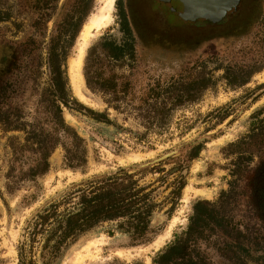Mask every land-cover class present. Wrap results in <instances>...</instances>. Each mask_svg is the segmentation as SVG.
<instances>
[{
	"label": "rangeland",
	"instance_id": "obj_1",
	"mask_svg": "<svg viewBox=\"0 0 264 264\" xmlns=\"http://www.w3.org/2000/svg\"><path fill=\"white\" fill-rule=\"evenodd\" d=\"M64 2L61 0L59 7ZM105 5L106 0H95L87 22L94 15L101 14ZM133 6L130 0H116L110 25L90 41L85 52L82 72L93 105H86L76 97L70 81V60L77 57L80 36L68 61L73 98L78 104L108 120V123L101 122L93 114L64 109L66 123L75 128L86 142L88 163L84 170L65 168L64 151L58 148L50 159L51 170L46 176L21 183L16 191L9 192L6 186L12 160L9 139L22 141L25 135L23 132L0 130V264H19L18 248L27 222L39 210L67 194L72 184L119 168L133 169L146 164H152V173L140 183H153L154 202L158 204L147 235L150 242L141 244L140 240L119 230L117 222H105L81 237L55 264H76L77 251L102 236L107 241L101 253L102 260L85 264H149L148 259L153 264L157 253L187 229L193 205L198 201L218 202L224 192L231 193L230 215L236 222L244 224L246 228H243L259 244L249 256L244 257L245 264H264V0H249L251 13L232 27L230 33L217 30L214 38L211 32L206 39H197L193 34L203 28L186 26L182 56L179 57L171 56V47L165 43V27L160 22H154L153 35L140 18L136 19V25L127 23L126 10L130 14ZM23 10L16 0H0V13L11 18L7 23H0L1 38L21 40L24 33L18 32L16 26L27 29L30 25L29 17ZM141 10L140 6L138 12ZM52 25L53 22H50L49 26ZM156 33L162 38L155 39ZM100 43L119 47L124 43H133L135 46V50L128 51L120 62L110 64L99 55L100 50L89 61V65L94 64L104 74H116L121 87L125 82L129 83L127 100L114 103L119 109L108 106V97L93 93L86 83L85 68L89 52ZM149 55L157 61L158 66L152 72L147 63ZM96 60L99 63L95 64ZM229 67L233 71L241 67L244 72H250L248 82L243 86L230 85L225 76V70ZM153 73L155 75L152 76ZM204 76L210 80L209 87L194 101H184L173 109L162 125L143 126L137 112L132 109L145 104L142 98L154 91L151 88L157 77L165 81L185 77V81H190ZM148 99L145 100L152 104L157 100L156 103L161 106L173 103L166 95ZM33 106L34 102L30 101L28 107L31 111L34 110ZM67 113L77 121L78 126L66 120ZM190 144H203L204 147L199 158L189 164L185 174L186 186L180 199L175 201L172 196L175 177L170 175L165 184H154L163 174L155 173L153 168L160 164L169 174L176 165L169 158L179 156ZM196 165L199 167L194 171ZM201 189H211L214 194L210 199L195 196V192ZM175 220L178 221L173 225ZM169 232L171 237L166 239L165 245L155 250V242ZM25 240L29 252V235ZM43 244L44 239L39 236L32 245L36 264H42ZM117 250L129 255L118 257L115 255ZM216 262L219 264L222 261L217 258Z\"/></svg>",
	"mask_w": 264,
	"mask_h": 264
},
{
	"label": "trees",
	"instance_id": "obj_2",
	"mask_svg": "<svg viewBox=\"0 0 264 264\" xmlns=\"http://www.w3.org/2000/svg\"><path fill=\"white\" fill-rule=\"evenodd\" d=\"M60 1L16 0L24 8L30 25L27 29L16 26L18 32L24 33L21 40H8L0 35V130L25 135L22 141L9 139L12 150L6 176L9 192L16 191L21 183L46 176L51 170L50 159L58 148L64 151L65 168L85 169L88 163L86 142L66 123L64 109L93 114L96 120L108 123L103 119L105 116L78 104L72 96L68 77V61L92 14L95 0H65L59 7ZM10 20L9 15L0 13V23ZM50 22H53L52 26H49ZM98 50L99 55L112 64L122 61L135 46L133 43H124L120 47L100 43L88 55L85 68L88 88L108 97V106L119 109L114 103L127 100L129 83L125 82L121 87L116 74L109 76L94 64L89 65ZM225 72L228 83L236 86L246 84L251 75L241 67L236 71L229 67ZM209 82L204 76L179 83L176 89L154 90L142 98L143 106L132 109L143 126L162 125L173 109L184 101H194L209 87ZM164 95L173 103L161 106L157 100L153 104L148 102L149 97L158 99ZM30 101L34 102L33 111L28 107ZM203 147V144H190L179 156H171L170 161L176 165L169 174L162 165L155 166L154 172L163 175L154 184H165L168 176H174L172 196L178 201L186 186L189 164L199 158ZM150 165L119 168L72 184L67 194L39 210L27 222L18 248L19 264H36L32 245L39 236L44 239L42 264H55L81 237L105 222H117L122 232L140 240L141 244L149 243L147 235L158 204L154 202L153 183L142 185L140 182L152 173ZM230 196L231 193L224 192L218 202H196L187 229L157 253L153 264H218L217 258L223 262L219 264H245L244 257L259 244L244 229L245 225L230 215ZM26 235L31 244L29 252Z\"/></svg>",
	"mask_w": 264,
	"mask_h": 264
},
{
	"label": "flooded vegetation",
	"instance_id": "obj_3",
	"mask_svg": "<svg viewBox=\"0 0 264 264\" xmlns=\"http://www.w3.org/2000/svg\"><path fill=\"white\" fill-rule=\"evenodd\" d=\"M133 3L134 9H130V14L126 10L127 23L130 25L136 22L138 18L146 22L150 29V34L153 35L152 30L154 31L153 25L155 21L163 24L166 31V45L171 47V56H182V48L184 47V28L187 26L201 29L200 32L193 34L197 39H206L207 35H210L211 32H216L217 30L222 31V33H230L232 27H234L241 20H244L245 17L251 13V8L248 7L249 0H239L238 5L232 11H229L221 19L216 17L204 18L198 17L195 21L185 20L184 17L180 14V5L178 2H172V0H130ZM144 4V8H143ZM140 6L143 10L139 11ZM138 10H136V8ZM135 12H137L135 14ZM134 14V16H133ZM243 18V19H242ZM202 26V27H199ZM147 27V26H146ZM230 30V31H228ZM176 32V33H175ZM175 33V34H172ZM221 33V34H222ZM215 33L213 34V38ZM155 39L162 38L159 33L154 34ZM164 38V36H163ZM210 38V36H209ZM137 39V38H135ZM210 40V39H209ZM199 41V40H197ZM199 43V42H197ZM147 60L148 65L150 64V71H155L158 69L157 61L152 60V55H149ZM195 65V64H194ZM155 75L154 73L152 76ZM185 77L171 78L167 81L164 79H154L152 91L166 90L171 87V89H176L179 83L186 82ZM179 87V86H178ZM190 102V101H188Z\"/></svg>",
	"mask_w": 264,
	"mask_h": 264
},
{
	"label": "bare ground",
	"instance_id": "obj_4",
	"mask_svg": "<svg viewBox=\"0 0 264 264\" xmlns=\"http://www.w3.org/2000/svg\"><path fill=\"white\" fill-rule=\"evenodd\" d=\"M105 1V0H104ZM116 0H106V5L104 7V10L99 15H94L91 17L88 22L85 24L81 35L80 40L78 43V54L76 58H72L70 60V81L71 86L73 88L74 94L76 97L83 102L86 105H93V101L89 99V92L84 84V78H83V62H84V55L86 50L89 47L90 41L99 36V33L102 29L108 27L112 21V9L113 5ZM104 3V2H103ZM101 12V11H100ZM66 120L74 125L78 126L77 121L68 113L66 114ZM199 165H196L195 170H198ZM203 168V167H202ZM189 189L187 190V192ZM186 192V193H187ZM214 194V191L211 189H201L199 191L195 192V196H199L203 199H210ZM188 200V197H187ZM178 220H175L173 222V225ZM171 232V230H170ZM167 233L166 235L160 237L155 244L153 245L155 247V250H160L164 245L166 239L171 237V233ZM107 245V241L105 237L97 238L92 241H90L87 245H85L80 251H77L76 253V259L74 262L76 264H85V262L88 261H100L102 260V251L103 247ZM115 255L118 257H125L129 255L126 252H123L121 250H117L115 252ZM130 257V256H129ZM148 263L150 264V260L148 259Z\"/></svg>",
	"mask_w": 264,
	"mask_h": 264
},
{
	"label": "water",
	"instance_id": "obj_5",
	"mask_svg": "<svg viewBox=\"0 0 264 264\" xmlns=\"http://www.w3.org/2000/svg\"><path fill=\"white\" fill-rule=\"evenodd\" d=\"M180 5V14L190 21L198 17L221 19L235 9L239 0H172ZM227 1V2H225ZM82 32V31H81Z\"/></svg>",
	"mask_w": 264,
	"mask_h": 264
}]
</instances>
